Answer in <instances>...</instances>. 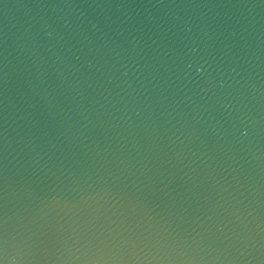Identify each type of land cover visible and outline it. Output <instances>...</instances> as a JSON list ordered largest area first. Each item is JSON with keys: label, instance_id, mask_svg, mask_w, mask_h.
<instances>
[{"label": "water", "instance_id": "95a60500", "mask_svg": "<svg viewBox=\"0 0 264 264\" xmlns=\"http://www.w3.org/2000/svg\"><path fill=\"white\" fill-rule=\"evenodd\" d=\"M0 264H264V0H0Z\"/></svg>", "mask_w": 264, "mask_h": 264}]
</instances>
